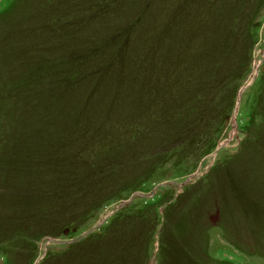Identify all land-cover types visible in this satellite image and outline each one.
I'll use <instances>...</instances> for the list:
<instances>
[{
    "label": "rangeland",
    "instance_id": "rangeland-1",
    "mask_svg": "<svg viewBox=\"0 0 264 264\" xmlns=\"http://www.w3.org/2000/svg\"><path fill=\"white\" fill-rule=\"evenodd\" d=\"M0 264H264V0H0Z\"/></svg>",
    "mask_w": 264,
    "mask_h": 264
},
{
    "label": "water",
    "instance_id": "water-1",
    "mask_svg": "<svg viewBox=\"0 0 264 264\" xmlns=\"http://www.w3.org/2000/svg\"><path fill=\"white\" fill-rule=\"evenodd\" d=\"M241 92V91H240ZM239 98H240V95H239Z\"/></svg>",
    "mask_w": 264,
    "mask_h": 264
}]
</instances>
